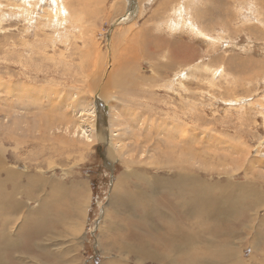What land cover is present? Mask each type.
Masks as SVG:
<instances>
[{"label":"rangeland","instance_id":"1","mask_svg":"<svg viewBox=\"0 0 264 264\" xmlns=\"http://www.w3.org/2000/svg\"><path fill=\"white\" fill-rule=\"evenodd\" d=\"M219 2L232 10L229 33L213 12ZM239 2L0 0L1 175L8 170V196L22 208L16 222L7 215L0 264H71L74 258L79 264H164L139 261L132 248L120 247L123 239L142 240L141 247L149 240L148 249L157 245V253L169 255L166 264L237 263L239 255L246 264H264V0ZM211 28L220 30L211 35L217 43L203 33ZM167 39L189 44L193 56L170 63ZM9 85L21 91L8 93ZM139 136L149 143L131 167ZM62 139L76 146L56 150ZM55 141V149L39 154L42 144L49 149ZM164 141L173 147L166 149L167 161L177 158L182 171L191 172L188 184L196 188L198 178L203 191L214 188L205 198L197 195L202 184L194 190L185 182L173 194L127 177L117 196L129 200L125 213L114 188L135 165L152 170L150 179L157 172L166 176L172 164L160 170L149 162L151 149H164ZM44 159L51 165L43 168ZM35 174L53 185H80L86 214L82 226L71 221L81 228L76 235L66 230L70 198L49 196L52 186H37ZM157 207L174 218L170 228ZM30 208L45 210V217H29ZM148 210L155 224L144 220ZM176 230L180 237L171 240Z\"/></svg>","mask_w":264,"mask_h":264},{"label":"bare ground","instance_id":"2","mask_svg":"<svg viewBox=\"0 0 264 264\" xmlns=\"http://www.w3.org/2000/svg\"><path fill=\"white\" fill-rule=\"evenodd\" d=\"M62 3V2H61ZM67 3V2H66ZM63 4V3H62ZM67 6V5H66ZM71 8V7H70ZM66 9V8H65ZM61 10V9H60ZM64 11V10H63ZM67 11V10H66ZM62 12V11H61ZM121 12V11H120ZM63 13V12H62ZM68 14V13H67ZM137 16V15H136ZM221 18L219 17V18H217V21H219ZM181 23V22H180ZM175 25V24H174ZM177 27V26H176ZM182 29H183V27H182ZM180 30V29H179ZM220 30L218 29V28H211L210 30H207V31H204L203 33H206V34H208L210 37H212L211 38V40L212 41H214V43H217L216 41H217V39L216 38H214L213 36H211V35H215L217 32H219ZM207 32H209V33H207ZM220 38V37H219ZM145 40V39H144ZM210 40V39H209ZM210 40V41H211ZM220 40V39H219ZM166 42H167V45H168V43H170L171 44V47L169 48V50H168V53H170V63H179V64H185L190 58H191V56H193V52H192V47L191 46H189V44H185V43H178V42H176L175 40H170V39H167V40H165ZM143 42V41H142ZM165 42V43H166ZM145 44V43H144ZM177 45V46H176ZM216 46V45H215ZM217 47V46H216ZM186 59H187V61H186ZM176 60H178L177 62H175ZM211 61V60H210ZM119 71H120V69H119ZM111 72H113V71H111ZM120 73L123 75V77H127V73H126V71H125V69H121V71H120ZM9 84V83H8ZM7 86V85H6ZM11 86L9 85V87L7 88V91H8V93H13V91L14 90H16V91H18V90H20L21 91V86L19 85V87L17 88V87H14V86H12L11 88H10ZM13 89V90H12ZM2 107H0V109H1ZM91 112H93V111H91ZM140 120H141V117H140V115H138V114H136V116H135V118H134V124L135 125H138L139 123H140ZM4 122V121H3ZM79 128H81L80 130H81V132H82V134H81V137H86L87 139H89V141L91 140L90 139V137H89V135H88V133H87V131H86V129H84L82 126H79ZM60 130V129H59ZM66 132H72L71 131V129L70 128H66ZM73 133V132H72ZM76 133L80 136V131H79V129H76L75 131H74V135H76ZM92 133H93V131H92ZM92 133H91V135H92ZM135 134V137L137 138V132L136 133H134ZM95 138H97V137H95ZM139 138L142 140H140L141 142H138L137 140L135 141V144H137V142H138V144H140L139 145V147H138V149L137 150H135L134 152H133V154H131L130 156H129V160H128V163H129V166H134V161H133V158H134V156H136L137 155V153L139 152V154L138 155H141V156H143V154L145 153L146 154V151H145V146H147V143H149L148 142V137L147 136H145V137H140L139 136ZM100 139H104L105 140V137H100ZM107 141V140H106ZM109 141H111V140H108V144H110V142ZM43 142V141H42ZM164 143H166V145L164 146V149H159V148H157L156 146L154 147V148H152L151 150L154 152V153H152L153 155H152V157H153V161H149V162H154V164L156 163V164H159L160 165V168H158V169H160V170H164L163 168H161V167H165V166H170L171 164H172V166H171V168H170V170H169V172L166 174V176H164V175H161V174H159V172H157V173H154V175H152V177H151V179L149 178L150 176H147V174L148 173H151V172H153L152 170H147L146 168H143V167H139V166H136L135 165V167H137L136 169L134 168V169H131V170H128V171H125L124 173H123V177H122V180H121V182H119V184H117V186H116V189L114 188V191H115V193H114V199L120 204V209H122L125 213L127 212V210H125V209H127L128 208V205H129V200H127V199H125V198H122L121 196H120V199H118L117 198V196H118V194H119V190H124L125 188H126V185H125V181H126V179H128L129 177H131V176H136V177H139L138 179L141 181V182H143V183H146L147 182V180L149 181V183L151 184V186H152V190L153 191H156L157 189H160L161 187H164L165 189H167V188H169V189H171V191H172V193L174 194V193H176V192H179V189H181V187L183 188L184 187V184H185V180H187V177L188 176H191V172H190V174L189 173H187V172H184V171H182V169H183V167H181V165H180V163L177 161V158H174V159H172V161H167L170 157H169V155H164V154H166L165 152H167L166 151V149H168L169 151L170 150H172L173 149V147L171 146V145H169L168 144V142L167 141H164ZM56 144V141L53 143V147H51V148H49V149H46V145L45 144H42L41 145V147H40V150H39V154L40 155H43L44 153H46V152H49V151H51V150H53V149H55V147H54V145ZM75 144H73V143H71L69 140H61L60 141V143H59V145L56 147V150H58V151H60L61 149H63V148H68V147H73ZM76 146V145H75ZM74 146V147H75ZM110 146L113 148L114 146H115V144H110ZM78 147V146H77ZM135 147H132V149H134ZM144 148V150H142ZM156 149V150H155ZM178 149V148H177ZM177 149H175V150H177ZM123 150V149H122ZM179 150V149H178ZM177 150V151H178ZM159 151V152H158ZM160 153V155L158 154H155V153ZM173 152H175V151H173ZM168 153V152H167ZM171 154H173V155H175V153H171ZM172 155V156H173ZM151 156L150 157H145V158H148V159H151L152 158ZM173 158V157H172ZM179 158V157H178ZM0 160H1V156H0ZM46 160H49V159H44V161H45V163L44 162H41L40 164H41V166L44 168L45 166H47L46 165V163H48V166L49 165H51V161L50 162H47ZM143 160H145V159H143ZM180 161H182V160H180ZM158 162V163H157ZM177 163H179V166H177ZM138 164V163H137ZM158 166V165H157ZM5 168V164H4V162H3V159H2V163H0V239H1V241H3V240H5V239H8V230H9V228L10 227H8L7 226V223H9V221L11 220V218H9L7 215L9 214V211L11 212V214H12V218H13V221L12 222H16L15 221V219H16V213H17V211H18V214L20 213V210H22V208H21V206L18 204V203H16L12 198H10L9 196H8V191H7V187H8V177H7V173H8V170H7V173H6V176L5 177H3L2 175H1V169H4ZM6 169V168H5ZM40 170H41V168H39ZM166 169V168H165ZM171 170H173V171H171ZM41 173H45V172H41ZM18 175H20V173H17ZM9 176L10 177H13L14 176V173H10L9 174ZM16 177V176H15ZM128 177V178H127ZM34 179H38V182H36V185L37 186H39L40 188H41V186L43 187L44 185H47V184H50L52 187H51V190H50V194H49V196H51V194H52V197L54 198V199H57L58 201L59 200H61V199H67V198H70V204H69V206H70V213H71V215H67L66 216V218H65V220L68 218V222H69V228L68 229H66L67 230V232H72L74 235H76L77 233H78V230L80 229L81 230V228H77V226H76V224L78 225V226H82V222H83V220H84V216H85V214H86V209H85V206H84V195L82 194L83 192V190H80V185L79 184H74V183H70V184H67V183H62V182H58V180H56V179H53V180H56L57 181V183L56 184H51L52 182H51V179L50 180H47L46 178H45V176H42V177H40V175L38 174H35L34 175ZM19 180V179H18ZM138 180V181H139ZM139 181V182H140ZM191 181V180H190ZM195 181L198 183L195 187L197 188L200 184H202V186L198 189V196H201L202 195V197H208L207 196V193H210L209 191H210V189H212V188H214V187H210V188H208V189H206V190H202V187L204 186V185H206L203 181H201L200 182V179H198V178H195ZM29 182H31V180H29ZM65 182V181H64ZM71 182V181H70ZM187 184H188V182H186ZM138 184V183H137ZM237 187H238V184L236 185ZM35 187V186H34ZM189 189H194V190H196V188H193V185L192 184H188V186H187ZM187 188V189H188ZM239 188V187H238ZM178 189V190H177ZM184 189H186V188H184ZM193 190V191H194ZM42 191V190H41ZM192 191V190H191ZM190 192V191H189ZM28 193H31V190H29L28 191ZM126 193H129V191H127ZM203 193V194H202ZM137 194V192L135 191L134 193H133V195H136ZM180 194V193H179ZM191 194H193V193H191ZM209 195V194H208ZM198 196H196V198H198ZM246 196V195H245ZM159 198V197H158ZM194 198V197H193ZM204 198V199H205ZM212 198H215L216 199V196L215 197H212ZM211 198V200H213ZM144 199V198H143ZM175 199H176V197H175ZM215 199H214V201L213 202H215ZM133 200H134V197H133ZM177 200V199H176ZM201 200V199H200ZM199 200V201H200ZM206 200V199H205ZM218 200V199H217ZM216 200V201H217ZM86 201H87V199H86ZM159 201H161L160 199H159ZM202 201V200H201ZM257 201V200H256ZM162 203L161 204H164V202L163 201H161ZM209 202H211L210 200H209ZM175 203V202H174ZM244 203V202H243ZM27 204V203H26ZM166 205H168V206H166ZM184 205V204H183ZM256 205V204H255ZM87 206V205H86ZM161 206V205H160ZM162 206H164V207H169L170 205L166 202L164 205H162ZM164 207H161V208H158L157 207V209L158 210H156L155 211V214H162V216H164L162 219H164V220H166L167 221V219H166V216L168 215V211L164 208ZM174 207V206H173ZM188 207H189V205H188ZM58 208V207H57ZM196 208V207H195ZM161 211H160V210ZM175 209V208H174ZM58 211H60V214L61 213H63L64 211H62V210H60L59 208H58ZM150 212V210H148V213L147 212H144V214H143V217H144V220L146 221V222H148V221H150V224H155V222H154V214H152L151 212ZM65 214V213H64ZM148 215H150V217L148 218ZM153 215V216H152ZM64 216V215H63ZM169 216V215H168ZM18 217H19V215H18ZM29 217H31V218H37V219H41V218H43V217H45V210H41V211H36V210H32L31 208L29 209ZM52 217V216H51ZM62 219V218H61ZM72 219H74L75 221H77L76 222V224H75V222H74V220H73V223L71 222L72 221ZM174 220V218H171L170 216H169V221L167 222V226H168V228H170V226H171V223H172V221ZM26 221V220H25ZM11 222V221H10ZM32 222V221H31ZM30 222V223H31ZM39 221H37L36 223H38ZM142 222V221H141ZM26 223H28L27 221H26ZM146 224V223H145ZM11 225V224H10ZM113 225H118V224H113ZM113 225L111 226V229H113ZM148 226V225H147ZM41 227H43V225L41 226ZM146 227V226H145ZM39 230V229H38ZM43 230H44V228H43ZM61 230V229H60ZM80 230H79V232H80ZM39 232V231H38ZM50 232H52V230H50ZM178 231L176 230V233H172L171 232V234L169 235V238L171 239L173 236H175V234H176V236H178V237H180V235H179V233H177ZM44 233V232H43ZM112 233V232H111ZM173 234V236H171ZM32 235V234H31ZM162 235V236H161ZM160 239H164V237H166L167 235H164V232L163 233H161L160 234ZM110 237H111V234H110ZM116 234L114 233L113 234V237H111L112 238V240H110V241H112V242H114V240L116 239ZM120 237H122L123 238V236H120ZM22 238V237H21ZM126 238V237H125ZM121 238H119L118 240H120ZM142 239H144V238H142ZM169 239V240H170ZM176 239H178V238H176ZM24 240V239H23ZM77 240H78V238H77ZM147 240V239H146ZM171 240H173V239H171ZM20 241V240H19ZM19 241H17L16 240V245H18L17 244V242H19ZM149 241V240H148ZM145 242V241H143V243H144V247H141L140 245H141V243H142V240L141 241H139V242H141V243H137V244H135V243H131V242H129V241H125L124 239H123V243L121 242H119V245H120V247L121 248H132V250L135 252V254H137L138 255V257H139V261H145L146 259H148L149 257H152L153 259H155V260H157L158 262H164V264H166V263H170V261H169V255H167V253H163L161 250V252L162 253H160V251H159V253H157L156 252V246L154 245L153 246V248H151V249H148V247L150 246V241L149 242ZM115 243V242H114ZM176 244V243H175ZM177 245V244H176ZM38 246H41V247H44V248H47V245H45V243H43V244H38ZM175 246V245H174ZM78 247H79V245H78ZM65 249V248H64ZM77 249V248H76ZM79 249V248H78ZM170 250V249H169ZM173 250H176L177 251V247L175 248L174 247V249ZM44 251H46V250H44ZM125 252H126V255H127V257L129 258V259H132L131 257H130V255L132 256L133 254L129 251V250H125ZM236 254V252H234L233 253V255H235ZM229 255V254H228ZM239 254H236V257L238 256ZM231 257V256H230ZM238 257H240L239 258V262H237V263H233V262H231L229 259L228 260H226V262L228 263V264H246L245 262H244V260L241 258V256L239 255ZM151 258V259H152ZM229 258V257H228ZM233 258H235V257H233ZM150 259V260H151ZM22 261V260H21ZM234 261V260H233ZM225 262V261H224ZM18 263V262H17ZM16 263V264H17ZM23 263V262H22ZM198 263V262H197ZM200 263V262H199ZM198 263V264H199ZM71 264H79L78 262H77V260L74 258V259H71ZM104 264H116V263H110V262H108V261H105V263ZM145 264V263H144ZM153 264V263H152ZM195 264H196V262H195ZM220 264V263H219Z\"/></svg>","mask_w":264,"mask_h":264},{"label":"crops","instance_id":"3","mask_svg":"<svg viewBox=\"0 0 264 264\" xmlns=\"http://www.w3.org/2000/svg\"><path fill=\"white\" fill-rule=\"evenodd\" d=\"M235 1L238 2V0H235ZM245 1L246 0H241V2H239V3H241V5H243V3H245ZM247 1H249V0H247ZM219 3H220L221 6L220 5L219 6L216 5L215 6L216 9L213 12L215 14L219 15V17L221 18L220 19L221 26L226 30L227 33H229L228 30H227V27H228V25H230L232 23V19L228 20V14L229 13L232 14V10L225 9L224 6L222 5V3L221 2H219ZM239 3H237V4L239 5ZM217 4H218V2H217ZM229 31H232V30H229ZM233 31L234 32L236 31V33L238 32V30H236V29L235 30L233 29Z\"/></svg>","mask_w":264,"mask_h":264}]
</instances>
